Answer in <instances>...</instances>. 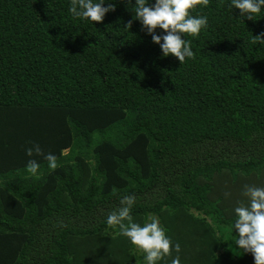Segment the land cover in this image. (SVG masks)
I'll list each match as a JSON object with an SVG mask.
<instances>
[{
    "label": "trees",
    "instance_id": "1",
    "mask_svg": "<svg viewBox=\"0 0 264 264\" xmlns=\"http://www.w3.org/2000/svg\"><path fill=\"white\" fill-rule=\"evenodd\" d=\"M113 2L92 23L72 0H0V264H147L105 222L123 195L134 222L159 218L181 264H254L233 209L244 185L264 186V13L199 0L208 25L184 34L181 64L135 0ZM33 142L55 170L34 154L38 174L25 171Z\"/></svg>",
    "mask_w": 264,
    "mask_h": 264
},
{
    "label": "clouds",
    "instance_id": "2",
    "mask_svg": "<svg viewBox=\"0 0 264 264\" xmlns=\"http://www.w3.org/2000/svg\"><path fill=\"white\" fill-rule=\"evenodd\" d=\"M131 2V0H130ZM199 0H135L132 12L134 19L139 21L151 36L152 42L159 46L163 56H174L183 64L187 59L194 57L191 42L184 34L198 35L208 25V18L203 15H192L191 11ZM206 4L207 0H203ZM231 7L239 9L241 17L249 20L264 13V0H231ZM115 10L113 0H72L69 12L74 18L101 22L105 15ZM131 26V21L128 27ZM163 30L157 34V29ZM264 43V40H261ZM28 159L25 171L36 175L40 165L35 156H42L47 161L48 168L55 170L58 158L55 154L44 153L41 146L32 143L25 148ZM230 192H225V198L230 197ZM241 195L247 202L237 201L233 212L235 219L234 243L243 253H251L254 264H264V186L244 185ZM135 197L123 195L120 207L110 212L106 218L109 226H118L120 234L129 242L144 252L147 264H157L164 257L175 252L171 264H181V246L166 233L158 217L150 215L143 224L134 222L131 215Z\"/></svg>",
    "mask_w": 264,
    "mask_h": 264
}]
</instances>
